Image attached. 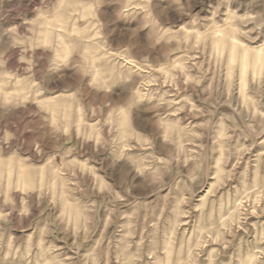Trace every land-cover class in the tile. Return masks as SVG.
<instances>
[{"label":"rangeland","instance_id":"1","mask_svg":"<svg viewBox=\"0 0 264 264\" xmlns=\"http://www.w3.org/2000/svg\"><path fill=\"white\" fill-rule=\"evenodd\" d=\"M0 264H264V0H0Z\"/></svg>","mask_w":264,"mask_h":264}]
</instances>
